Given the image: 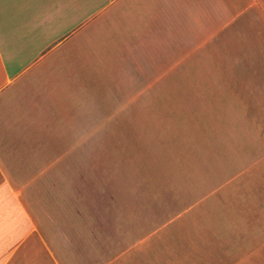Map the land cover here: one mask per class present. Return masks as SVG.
<instances>
[{"label": "crops", "instance_id": "0c3cea01", "mask_svg": "<svg viewBox=\"0 0 264 264\" xmlns=\"http://www.w3.org/2000/svg\"><path fill=\"white\" fill-rule=\"evenodd\" d=\"M191 78L225 174L133 185L117 94ZM0 264H264V0H0Z\"/></svg>", "mask_w": 264, "mask_h": 264}, {"label": "rangeland", "instance_id": "374dc122", "mask_svg": "<svg viewBox=\"0 0 264 264\" xmlns=\"http://www.w3.org/2000/svg\"><path fill=\"white\" fill-rule=\"evenodd\" d=\"M165 80L169 85L166 89L177 91L152 95L117 94L114 112L118 124L111 127V133L117 138L112 143L102 142V147L110 149L117 163L116 170L125 171L126 168L129 171L133 185L139 183L141 177L143 185H138L139 188L146 189L144 185H208L209 178L218 181L224 171L218 164L220 158L210 154L213 152L208 148V135H205L208 126L200 127L196 123L197 118L208 119V91L196 86L195 78ZM188 106L193 109H187ZM106 130L108 132V127ZM185 146L193 152L183 151ZM171 147L174 152H167ZM107 154L104 152L88 160L95 166L103 165L110 160ZM162 191L165 196H171L172 191L165 188ZM147 196L158 197L152 188ZM192 198L189 197L188 202ZM163 207L166 212L167 206ZM203 207L193 211L195 218V213ZM161 224L156 221L151 228L158 229Z\"/></svg>", "mask_w": 264, "mask_h": 264}]
</instances>
